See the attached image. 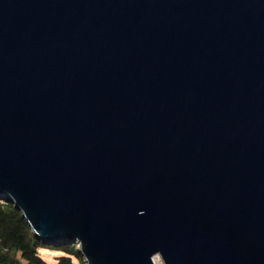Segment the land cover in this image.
<instances>
[{"label":"water","instance_id":"1","mask_svg":"<svg viewBox=\"0 0 264 264\" xmlns=\"http://www.w3.org/2000/svg\"><path fill=\"white\" fill-rule=\"evenodd\" d=\"M0 192L87 264H264V0H0Z\"/></svg>","mask_w":264,"mask_h":264},{"label":"trees","instance_id":"2","mask_svg":"<svg viewBox=\"0 0 264 264\" xmlns=\"http://www.w3.org/2000/svg\"><path fill=\"white\" fill-rule=\"evenodd\" d=\"M79 246L76 240L51 243L38 238L23 211L0 192V264H52L41 255L43 248L62 252L57 264H75L74 259L87 264Z\"/></svg>","mask_w":264,"mask_h":264},{"label":"rangeland","instance_id":"3","mask_svg":"<svg viewBox=\"0 0 264 264\" xmlns=\"http://www.w3.org/2000/svg\"><path fill=\"white\" fill-rule=\"evenodd\" d=\"M41 255L50 263L57 264L58 263V256L62 254L61 251L49 249V248H43L40 250ZM156 264H159L158 260H161L159 256L155 257ZM75 264H80L77 259H74Z\"/></svg>","mask_w":264,"mask_h":264},{"label":"bare ground","instance_id":"4","mask_svg":"<svg viewBox=\"0 0 264 264\" xmlns=\"http://www.w3.org/2000/svg\"><path fill=\"white\" fill-rule=\"evenodd\" d=\"M155 260H156V259H155ZM158 261H159V262H158L159 264H164V263L162 262V260H158Z\"/></svg>","mask_w":264,"mask_h":264},{"label":"built area","instance_id":"5","mask_svg":"<svg viewBox=\"0 0 264 264\" xmlns=\"http://www.w3.org/2000/svg\"><path fill=\"white\" fill-rule=\"evenodd\" d=\"M5 249H7V248H5ZM162 260V259H161ZM163 262V261H162Z\"/></svg>","mask_w":264,"mask_h":264}]
</instances>
